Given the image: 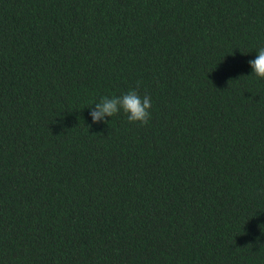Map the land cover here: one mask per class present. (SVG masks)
Returning a JSON list of instances; mask_svg holds the SVG:
<instances>
[{
  "label": "trees",
  "instance_id": "obj_1",
  "mask_svg": "<svg viewBox=\"0 0 264 264\" xmlns=\"http://www.w3.org/2000/svg\"><path fill=\"white\" fill-rule=\"evenodd\" d=\"M261 47L264 0H0V264H264Z\"/></svg>",
  "mask_w": 264,
  "mask_h": 264
},
{
  "label": "clouds",
  "instance_id": "obj_2",
  "mask_svg": "<svg viewBox=\"0 0 264 264\" xmlns=\"http://www.w3.org/2000/svg\"><path fill=\"white\" fill-rule=\"evenodd\" d=\"M257 53L256 58L249 60L248 63L257 77L264 78V47H261ZM151 100L152 98L148 95L141 97L136 90L112 98L103 97L98 103L94 104L95 107L91 111V117L93 122H99L106 117H113L123 110L129 121L146 125L151 116ZM105 122L108 123L109 121L105 120Z\"/></svg>",
  "mask_w": 264,
  "mask_h": 264
}]
</instances>
